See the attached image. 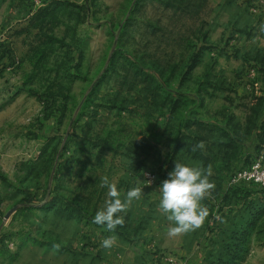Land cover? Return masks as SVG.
Masks as SVG:
<instances>
[{"label":"rangeland","instance_id":"1","mask_svg":"<svg viewBox=\"0 0 264 264\" xmlns=\"http://www.w3.org/2000/svg\"><path fill=\"white\" fill-rule=\"evenodd\" d=\"M258 161L264 0H0V264H264ZM177 162L214 188L169 236ZM105 178L144 190L114 231Z\"/></svg>","mask_w":264,"mask_h":264},{"label":"clouds","instance_id":"2","mask_svg":"<svg viewBox=\"0 0 264 264\" xmlns=\"http://www.w3.org/2000/svg\"><path fill=\"white\" fill-rule=\"evenodd\" d=\"M197 147L202 149L203 142ZM210 175L211 169L204 170L177 162L174 170L169 173L168 179L159 186L158 207L172 224L168 228L169 236L195 230L205 221L208 209L203 206L202 201L214 188V184L209 180ZM103 183L108 189L107 195L110 199L105 207L96 213L93 223L114 231L118 225L124 223L123 217L119 214L126 211L134 200L140 199L144 190L139 186L133 187L122 199L115 183H110L108 178H105ZM113 243L114 237H108L102 241V246L111 248Z\"/></svg>","mask_w":264,"mask_h":264},{"label":"built area","instance_id":"3","mask_svg":"<svg viewBox=\"0 0 264 264\" xmlns=\"http://www.w3.org/2000/svg\"><path fill=\"white\" fill-rule=\"evenodd\" d=\"M254 171L257 173L255 182H256V186H259L261 189L264 188V167L262 165V163L260 161L256 162L254 165ZM147 178L148 180L153 181L154 180V175H152L151 173H147ZM245 176H247V173H245Z\"/></svg>","mask_w":264,"mask_h":264},{"label":"trees","instance_id":"4","mask_svg":"<svg viewBox=\"0 0 264 264\" xmlns=\"http://www.w3.org/2000/svg\"><path fill=\"white\" fill-rule=\"evenodd\" d=\"M262 190H264V188Z\"/></svg>","mask_w":264,"mask_h":264}]
</instances>
